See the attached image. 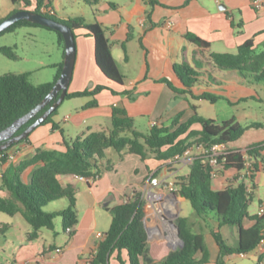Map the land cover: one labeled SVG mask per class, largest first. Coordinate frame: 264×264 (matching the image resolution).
Instances as JSON below:
<instances>
[{
	"label": "crops",
	"instance_id": "0c3cea01",
	"mask_svg": "<svg viewBox=\"0 0 264 264\" xmlns=\"http://www.w3.org/2000/svg\"><path fill=\"white\" fill-rule=\"evenodd\" d=\"M60 1L63 2V0ZM154 1L158 4H153L150 0H130L128 3L103 0L98 5L87 4L89 12L95 18L93 12L94 10L98 12V17L94 20L105 29L112 56L116 54V58L124 68L135 63L136 72L131 76L122 73L125 76L122 86L109 80L96 65L94 39L85 36L82 31L77 32V58L68 93L92 91L97 86H105L108 89L96 97L65 100L53 119L56 129L52 123L40 126L43 127L42 130H38L37 134L31 133L29 142L20 144L12 150L13 161L19 162L32 157L37 148L65 151V142L74 141L89 131H108L111 128L114 107L125 109L134 119L135 128L142 133H148L155 125L169 126L182 113L181 122H184L194 114L191 105L198 107L197 104L205 100H192L186 94L174 92L167 83L163 82V80L170 81L178 90L185 88L175 73L176 65L187 62L191 66L198 64L201 67L209 54L235 53L238 47L250 40L254 42L257 51L264 50V10H255L251 0ZM222 4L226 6L225 10H220L219 7ZM18 5L20 8L16 10H24L23 4ZM53 9L57 15L54 7ZM13 11L15 9L9 10L7 14ZM1 18L3 17L0 16ZM130 28H132L133 38L127 43L128 60L125 61L122 43L127 41ZM187 33H193L209 42L210 49L201 51L185 38ZM215 48L221 51H213ZM199 72V82L193 89L194 94L201 96L208 92L222 98L216 103H211L212 105L223 103V105L234 107L242 102H264L253 89L256 84L243 82V77L238 74L227 78L211 79L207 68L203 67ZM111 90L127 91L129 94L115 95ZM94 99L97 100L98 106L87 107ZM221 115H226L224 109L218 111L217 117H204L217 123L231 119L238 121L235 115L228 114L225 119L221 118ZM194 129L200 130L201 127L196 125ZM258 144H264V128L247 131L241 140L227 146L229 150H246ZM193 150H191L190 159L199 154L198 149ZM261 154L262 164L256 174L254 187L249 179H247L249 184L245 183V172L228 170L217 173L213 178V189L224 190L244 182L252 192V197L256 195L259 197V212L264 205L259 194L260 184L264 183L262 181L264 150ZM107 155L113 169L107 171L106 161L100 163L99 175L90 183L83 182L75 176L60 177L63 185H72L77 190L79 223L74 235L70 237L63 233L64 238L60 243L56 241L50 243L45 240V244H41L38 242L41 237L37 241L28 242L27 236L31 230L25 229L23 241L18 248L14 247L13 251L8 252L3 250L7 264H90L99 241L103 239L111 226L110 210L123 204L126 198L132 197L135 192H140L145 202L148 247L143 264H162L169 253L179 249V239L172 226V223L176 225L179 217L187 218L193 231L205 235L211 252L209 264H214L219 248L211 232L206 234L201 229L195 230L194 226L205 227L210 223L212 228H217L218 222L214 218L208 220L199 218L194 210L189 212L188 201L179 194L175 198L168 188L174 185L177 177L189 174V166L192 162L165 163L154 159L143 161L136 155H127L122 158L114 150H109ZM34 169L31 168L25 173L23 177L25 182H30ZM151 193L165 194L163 214H159L157 206L150 201ZM58 203L63 209L67 207V202L59 201ZM57 210L62 209L55 208L52 212ZM258 212L255 215H258ZM3 225H7L8 229L5 234L0 232V241L4 245L10 244L9 232L13 225L0 222V229ZM253 225L254 221L250 219L245 220L243 224L246 229ZM221 233L230 246L237 244L239 238L237 228L225 226L221 228ZM100 234L103 235L102 238L98 237ZM13 242L12 244L16 245ZM250 254L256 255L257 263L255 264H264V258L260 261L261 256L264 255V248L256 249L245 257L240 255L227 257L225 264L234 261L236 257L245 259ZM123 257L127 259V254L124 253ZM111 264H119L116 254L112 257Z\"/></svg>",
	"mask_w": 264,
	"mask_h": 264
},
{
	"label": "trees",
	"instance_id": "16d2710c",
	"mask_svg": "<svg viewBox=\"0 0 264 264\" xmlns=\"http://www.w3.org/2000/svg\"><path fill=\"white\" fill-rule=\"evenodd\" d=\"M11 1L13 4H23L24 10L33 11L69 26L76 38V33L79 31L93 38L95 62L99 70L115 84L120 86L124 84L125 76L115 65L105 29L99 23L88 24L83 18L60 19L53 9L52 0ZM150 1L158 4L157 1ZM84 2L88 5H98L101 0H84ZM17 11L19 10L11 12L7 17ZM5 18H1L0 22ZM22 27H41L55 31L28 21H19L0 36ZM57 33L60 41L64 43L62 35ZM132 38V28H130L127 41L122 43L125 61L128 60L127 43ZM185 38L201 51H208L211 47L209 42L193 33H187ZM0 52L9 55L8 49H0ZM203 67L207 68L211 79L227 78L238 74L243 77V82L252 84L264 82V50L257 51L254 42L250 40L238 47L235 53L209 54L201 67L198 64L191 66L187 62L176 65L175 73L185 87L183 90L176 89L168 80H163V82L167 83L174 92L186 94L192 100L216 103L222 98L208 92L201 96L194 94L193 89L199 82V70ZM62 68L63 65L53 82L37 86L30 82L29 74H6L0 77V132L44 100L58 81ZM106 89L108 88L105 86H97L92 91L68 93L65 100L96 97ZM111 91L115 95L129 94L127 91ZM56 101L55 99L52 104ZM97 106L98 102L95 99L87 105V107ZM47 109L48 107L23 126L17 135L23 133ZM58 110L59 108L41 126L52 123L56 129L53 119L58 114ZM191 110L194 114L184 122H181L182 113L171 125L161 127L155 125L148 133H142L135 128L134 119L125 109L114 107L111 128L108 131H89L74 141L65 142V151L37 148L32 157L19 162L10 160L11 152L16 146L29 142L30 136L12 145L0 153V213L12 217L17 215L23 217L31 228L27 236L28 242L37 241L44 230L53 231L56 218L62 220L63 233L72 237L79 223L77 190L72 185H63L60 177L95 178L99 175L100 163L104 161H106V170H112L113 165L107 155L109 150H114L122 158L127 155H136L143 161L154 159L167 163L173 162L177 156H184L187 151L194 148L201 146L208 150L215 145L234 144L241 140L248 130L264 128L262 123L244 127L235 119L217 123L200 115L197 106L191 105ZM196 125H199L201 129H194ZM263 150L264 144L253 145L247 149L252 163L246 179L250 180L253 187L256 174L262 164L261 152ZM219 163L221 168L217 173L228 170L246 171V160L242 150H229L224 157L219 158ZM31 168L35 169L31 174L30 182L27 183L23 177ZM189 169L187 176L176 178L175 193L190 203L196 216L204 220L214 218L218 222V227H211L210 231L219 248L214 264H225L227 257L255 251L264 239V215L250 217L249 207L253 197L249 187L242 182L236 187L214 190L212 186L213 169L204 156H196ZM3 193L7 195L4 196ZM62 200L67 201L66 208L51 213L44 211L49 204ZM144 206L142 194L135 192L132 197H127L123 204L110 210L111 226L103 239L99 241L90 264H111L114 254L119 264H143L148 247ZM247 219L254 221V225L248 229L243 226ZM225 226L238 229L239 238L235 246L228 245L224 239L221 228ZM176 227L179 231V238L184 242V247L169 253L162 264H209L211 252L205 235L193 231L189 220L184 217L176 220ZM7 229L8 226L3 225L0 232L5 234ZM124 253L127 254V259L123 257ZM262 258L264 255L261 256L260 261Z\"/></svg>",
	"mask_w": 264,
	"mask_h": 264
},
{
	"label": "rangeland",
	"instance_id": "374dc122",
	"mask_svg": "<svg viewBox=\"0 0 264 264\" xmlns=\"http://www.w3.org/2000/svg\"><path fill=\"white\" fill-rule=\"evenodd\" d=\"M103 0H101L102 2ZM112 1V0H108ZM116 1V0H115ZM125 3L130 0H117ZM100 2V3H101ZM99 3V4H100ZM52 5L57 11V16L60 19H78L83 18L88 24L95 23L98 17V12L94 10L96 18L89 12V7L84 1L78 0H52ZM94 6V5H93ZM20 5L13 4L11 0H0V16L5 18L9 10L19 9ZM95 8V7H93ZM0 49H8L9 55H5L0 52V77L6 74H29L30 82L33 85H42L51 83L60 71L61 66L64 64L65 59V43L60 41L59 34L55 31H50L41 27H22L11 33H5L0 36ZM215 52H220L219 48L213 49ZM116 54L113 57L117 69L126 75H132L136 72V64L132 63L129 67L124 68L116 58ZM253 82V81H251ZM253 88L256 93L264 100V82L255 83ZM199 113L205 117L212 118L217 117L218 111L225 110L226 115H221V118L225 119L235 115L244 127H248L254 123L264 124V102L248 101L242 102L238 106L229 107L220 103L218 105H212L209 102L198 103ZM43 127H38L32 134L38 133V130H42ZM262 129V128H261ZM252 128L248 131H254ZM36 133V134H37ZM197 148H194L196 151ZM193 150V151H194ZM200 155V151L199 154ZM197 155V156H198ZM1 172V171H0ZM264 181V178L263 180ZM246 184H249L248 180H245ZM260 198L264 201V183L260 184ZM67 202L66 200H62ZM187 210L193 212V209L189 202H187ZM63 209L59 203H51L44 208V211L51 213L54 209ZM259 209V197L256 195L253 198L249 207V215L254 216ZM0 222L10 223L13 225L9 232L11 239L10 244H2L0 241V264H7L6 258H4L3 250L6 252L13 251V248H18L21 241H23L24 230H31L30 226L26 223L21 215L9 216L0 213ZM55 229L53 231L44 230L43 234L38 241L45 244V240L48 242L56 241L60 243L64 238L62 220L56 218ZM195 230L201 229L204 233H210L212 224L204 226H194ZM16 243V245L12 244ZM228 244V243H227ZM229 245V244H228ZM235 261V263H234ZM234 261H229L228 264H255L257 263L256 255L250 254L247 258L241 259L236 257Z\"/></svg>",
	"mask_w": 264,
	"mask_h": 264
},
{
	"label": "water",
	"instance_id": "95a60500",
	"mask_svg": "<svg viewBox=\"0 0 264 264\" xmlns=\"http://www.w3.org/2000/svg\"><path fill=\"white\" fill-rule=\"evenodd\" d=\"M219 8L220 10H225L226 6L222 4ZM19 21H28L59 32L65 43V59L58 81L44 100L26 115L17 119L9 127L0 132V144L3 143L0 145V153L12 145L27 139L35 129L44 124V122L62 105L68 95L77 58V42L75 33L71 28L61 22L30 10H19L0 22V35ZM55 99L57 101L52 104ZM47 107L48 109L32 125L23 133L17 135L23 126L36 118ZM172 195L175 198L178 197V194L175 192L172 193ZM172 226L175 228L177 238L179 239V248L182 249L184 247V242L179 238L178 228L173 223Z\"/></svg>",
	"mask_w": 264,
	"mask_h": 264
},
{
	"label": "built area",
	"instance_id": "2783aa9c",
	"mask_svg": "<svg viewBox=\"0 0 264 264\" xmlns=\"http://www.w3.org/2000/svg\"><path fill=\"white\" fill-rule=\"evenodd\" d=\"M217 2H220V0H217ZM251 4L253 6V8L257 11L260 10H264V0H251ZM197 149L200 151V155L198 156H204L208 163L210 164V166L213 169L212 175L213 178L216 177L217 172L220 170V163H219V158L224 157L228 152H229V148L227 146V144H221V145H215L213 146L211 149L205 150L203 149L201 146L197 147ZM190 154H191V150L187 151L185 153L184 156L179 157L177 156L174 159V163L175 162H181V161H186V162H193V159H190ZM242 154L244 156V159L246 160V171H245V177L249 176V168L251 167V163L252 160L248 155L247 149L246 150H242ZM10 160L13 161L14 160V155L11 154ZM77 179L83 181V182H87L90 183L92 181H94V178H81L78 176H75ZM169 192L172 194L174 192H176L175 186L174 185H170L169 187ZM150 201L155 204L157 206V212L159 214H163L164 213V201H165V194L163 193H151L149 196ZM264 215V205L261 206L259 212H258V216H263ZM99 238H102L103 235H99ZM264 248V239L261 240L260 244L258 245L257 249H262ZM241 257H245L246 254H241Z\"/></svg>",
	"mask_w": 264,
	"mask_h": 264
}]
</instances>
